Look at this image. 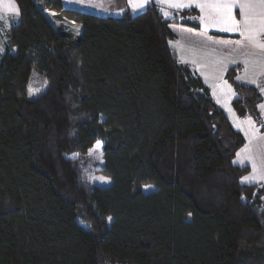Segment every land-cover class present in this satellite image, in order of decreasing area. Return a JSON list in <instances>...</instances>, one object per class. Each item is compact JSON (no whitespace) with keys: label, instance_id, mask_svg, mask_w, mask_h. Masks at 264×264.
I'll return each mask as SVG.
<instances>
[{"label":"trees","instance_id":"1","mask_svg":"<svg viewBox=\"0 0 264 264\" xmlns=\"http://www.w3.org/2000/svg\"><path fill=\"white\" fill-rule=\"evenodd\" d=\"M37 1L16 0L0 55V264H264V184L240 182L244 136L169 46L177 17ZM44 10L79 23L77 39ZM241 69L225 74L231 105L263 130L264 76L244 84ZM97 140L108 186L67 157Z\"/></svg>","mask_w":264,"mask_h":264},{"label":"crops","instance_id":"2","mask_svg":"<svg viewBox=\"0 0 264 264\" xmlns=\"http://www.w3.org/2000/svg\"><path fill=\"white\" fill-rule=\"evenodd\" d=\"M61 2L65 8L75 9L98 16L113 17H119L124 13L136 15L142 12L149 4L155 3L158 5L164 19L172 20L177 17L178 21H171L168 23V27L175 34V37L168 41L169 46L175 51L178 60L182 64L188 65L202 79L204 84L209 88L213 100L224 111L233 128L244 136L245 142L236 151L233 163L239 166L247 165L249 167V171L242 177L253 174L252 160L244 159L245 156H251L258 167L264 163V139H261V137H264V129L261 130L251 117L253 122L252 125L248 123L249 117H239L235 113L231 105L235 95H231L227 87L223 86V82L227 81L225 78L226 71L229 67L237 64L241 65L242 69L235 78L241 83L256 86L259 79L264 76V65L262 64L249 63L246 70L244 59L247 53L256 54L248 57L250 61L258 60L264 57V54H261L259 49L245 41L239 33L221 31L217 27H209L205 30L198 19L201 13L199 9L194 6L177 10L168 8L166 5L158 4L157 0H151L145 8L134 12L129 6L128 0H61ZM184 10H196V14L189 15V13H187L190 18L179 17L180 12ZM163 11H169L171 15L166 17L163 15ZM234 11L236 12L237 18H239L238 9ZM44 12L46 16L58 18L57 13L53 10H44ZM0 15L4 17L0 21L11 19L12 23L17 20V17L13 18L10 13L4 12L2 6H0ZM181 20L196 22L199 24V28L184 24ZM67 22L75 24L80 32L81 25L79 23ZM4 33L6 35L7 29L4 30ZM5 45L6 37L5 42H3L2 39L0 40V47L5 49ZM216 61H222V63L216 64ZM237 77H243V79H237ZM253 80L255 83L251 82ZM227 84L231 85L228 81ZM261 89L260 94L262 100L258 104V110L264 122V109L260 107L264 105V92H262ZM231 90L234 92L232 86ZM237 125H239V127H237ZM246 147L247 151L241 153V150ZM237 153H241V155L237 156ZM241 160H244V162L241 163ZM240 182L244 184H264V180L259 179L248 182H242L240 179Z\"/></svg>","mask_w":264,"mask_h":264},{"label":"snow or ice","instance_id":"3","mask_svg":"<svg viewBox=\"0 0 264 264\" xmlns=\"http://www.w3.org/2000/svg\"><path fill=\"white\" fill-rule=\"evenodd\" d=\"M150 2L151 0H128V4L134 12L145 8ZM157 3L177 10L194 6L201 13L198 19L205 30L209 27H217L221 31L239 33L245 41L259 49L261 54H264V0H157ZM0 6L3 7L4 12L10 13L13 18L19 17L20 10L16 4V0H0ZM236 9H238L239 18H237L236 12L234 11ZM163 15L167 17L171 13L169 11H163ZM3 18L0 15V20ZM3 51L4 49L0 47V52ZM253 55L256 54L247 53L245 55L244 64L246 70L249 63L264 65V57L250 61L248 57ZM215 63L221 64L222 61H216ZM237 79H243V77H237ZM251 82L255 83L254 80ZM223 86L227 87L231 95H236L232 92L231 85H228L227 81L223 82ZM261 91L264 92V88ZM29 95H32V93L29 92ZM260 107L264 109V105ZM248 123L250 125L253 123L250 117L248 118ZM261 139H264V137H261ZM100 146L101 141L97 140L94 148L99 149ZM246 151L247 147L242 149L241 153ZM241 153H237V156H240ZM244 159L252 160L253 174L242 177L241 181L264 180V163L258 167L251 156H245ZM243 162L244 160H241V163Z\"/></svg>","mask_w":264,"mask_h":264},{"label":"rangeland","instance_id":"4","mask_svg":"<svg viewBox=\"0 0 264 264\" xmlns=\"http://www.w3.org/2000/svg\"><path fill=\"white\" fill-rule=\"evenodd\" d=\"M37 6H39L37 0H36ZM50 22L56 27L57 30L69 33L72 37V39H77L79 30L78 27L73 23H68L64 19H58L56 17L47 16ZM190 18L188 15H184V18ZM8 21V22H7ZM7 21H0V40L2 39L3 42H5V33L4 30L7 29L9 25L11 24V19ZM2 52H0V55ZM40 86L36 83V77L31 82L29 92L32 93V95H29L30 97H35L40 92ZM96 142L94 143V145ZM94 145L87 150L85 154L78 155L77 153H73L67 157L74 159L76 166L79 168L80 175L82 177L83 181H86L90 184H96L99 186H108L111 183L110 178L104 176L99 172L100 168L103 165V157H102V142L99 149H95ZM92 149V151H90ZM155 187L153 185L147 184L142 186V190L144 192H150L153 191Z\"/></svg>","mask_w":264,"mask_h":264}]
</instances>
